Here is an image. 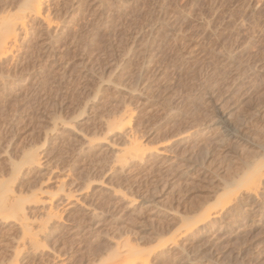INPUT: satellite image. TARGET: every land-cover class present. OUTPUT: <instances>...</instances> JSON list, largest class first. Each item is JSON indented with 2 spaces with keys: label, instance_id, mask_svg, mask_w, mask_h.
<instances>
[{
  "label": "rangeland",
  "instance_id": "rangeland-1",
  "mask_svg": "<svg viewBox=\"0 0 264 264\" xmlns=\"http://www.w3.org/2000/svg\"><path fill=\"white\" fill-rule=\"evenodd\" d=\"M48 1L54 24L29 17L0 63V264L50 206L54 233L20 264H106L123 237L150 248L188 229L150 264H264V0Z\"/></svg>",
  "mask_w": 264,
  "mask_h": 264
},
{
  "label": "bare ground",
  "instance_id": "bare-ground-1",
  "mask_svg": "<svg viewBox=\"0 0 264 264\" xmlns=\"http://www.w3.org/2000/svg\"><path fill=\"white\" fill-rule=\"evenodd\" d=\"M21 3H20V6L18 8V10L15 12V13H9L7 15H4L2 17H0V63L3 62V60L6 58V56H8L9 53H12V51L14 50V48H16L14 45L17 41V36L19 35V29L20 27L24 28L27 30V23H28V19L30 20V18H39V19H42L45 21V23L47 22V25L51 26V24L53 23L52 22V17L50 16L51 15V10H52V7H50L51 5H49V7L47 6V12L44 14L43 11L46 9L43 8L45 3H47L48 0H20ZM66 1V0H64ZM70 1V0H68ZM79 0H75L73 3L71 4H68L69 7L67 6L66 9L67 11L69 10V8H75V5L77 6V2ZM49 2V1H48ZM58 2V1H57ZM81 2V1H80ZM84 2V1H83ZM62 3V2H61ZM69 3V2H67ZM82 3V2H81ZM80 3H78V6H79ZM19 5V3H18ZM58 6V5H57ZM46 7V6H45ZM61 7V6H60ZM82 7V5H81ZM83 8V7H82ZM77 9V8H76ZM79 9V8H78ZM55 10V9H54ZM51 11V12H50ZM65 12V11H64ZM71 12V11H70ZM66 13V12H65ZM55 14V13H54ZM69 14V13H68ZM34 16V17H32ZM30 17V18H29ZM43 21V22H44ZM54 24V23H53ZM28 31V30H27ZM26 33V31H25ZM39 36V35H38ZM24 61V60H23ZM4 63V62H3ZM2 64V63H1ZM26 66V65H25ZM0 80L4 83L5 82V77H4V74L2 72V70H0ZM127 112V111H126ZM124 113L123 115V120H127L128 118V121L130 120V116L129 114L127 113ZM132 113V112H131ZM229 117V116H228ZM227 117V118H228ZM221 118V117H220ZM222 119V118H221ZM121 120V123L122 121ZM229 120V119H228ZM223 122H225V120H223ZM225 127L224 130L228 133V134H231V135H234V132L233 130H231L230 128H228L227 126H223ZM235 128V127H234ZM167 131V130H165ZM172 132V130H170ZM169 131V132H170ZM168 132V131H167ZM170 132V133H171ZM164 133V132H163ZM167 135V134H166ZM168 136V135H167ZM166 136V138H167ZM141 140V139H140ZM138 140V137H133V139H131L130 141V147H128L126 149V153L127 156L129 154V157L130 155H132L134 158H137L140 156V159H141V155L143 156L145 153L143 152V145L142 144V141ZM167 143V142H166ZM165 145V143L163 144ZM165 148V147H164ZM30 153H27L25 152V158L28 159L27 163L26 164H30L31 166V163H28L31 159L34 160V158L37 157V153L35 152H31L29 151ZM144 153V154H142ZM126 155H124L125 157ZM131 156V157H132ZM144 158V157H143ZM18 162V161H17ZM16 162V163H17ZM25 162V161H24ZM30 162H33V161H30ZM13 163V162H12ZM15 163V164H16ZM19 163V162H18ZM19 164H17L18 166ZM25 165V164H23ZM13 167V166H12ZM24 167V166H23ZM20 168V167H19ZM22 168V167H21ZM15 169V168H14ZM20 171V169H19ZM31 172V171H30ZM256 174H254V177H255V183L256 182H259L262 178H264V169H261V168H258V170L255 172ZM21 174V173H20ZM20 176V175H19ZM253 176V175H252ZM26 178V177H25ZM36 177L34 176V179ZM40 178V177H39ZM18 180V179H17ZM20 180V179H19ZM23 180V179H22ZM31 180V179H30ZM264 180V179H263ZM15 181V179H14ZM21 181V180H20ZM28 181V179H27ZM40 182V181H39ZM261 182V181H260ZM27 183V182H26ZM30 183V182H29ZM41 183H42V180H41ZM9 184V183H8ZM7 184V185H8ZM14 184V183H13ZM21 184V183H20ZM32 184V183H31ZM43 184V183H42ZM257 184V183H256ZM259 184V183H258ZM12 185V183H11ZM22 185V184H21ZM21 185H20V188H21ZM29 185V184H28ZM33 185V184H32ZM40 185V184H39ZM19 186V185H18ZM259 185H255V188H258ZM6 187V185L4 186ZM14 187V186H13ZM24 187V186H23ZM36 187V185L34 186ZM8 188H9V185H8ZM7 189V191H10V188L12 189V187H10L9 189ZM31 188V186H30ZM29 188V189H30ZM38 188V187H37ZM254 188V189H255ZM14 189V188H13ZM18 189V188H17ZM16 189V190H17ZM41 189V188H40ZM5 190V188H4ZM19 190V189H18ZM42 190V189H41ZM38 190H31V192L29 193L30 195H28V197L24 196L22 194V191H21V194H15L11 197H9V201L6 202L5 204H7L6 206L8 205H11L12 207L16 205V203H18L19 200L22 199H25L27 200L26 198H31L30 200L34 201L35 203L36 202H41V198H40V193L37 192ZM16 192V191H15ZM28 193V191L26 192L25 191V194ZM26 197V198H24ZM67 207L65 209H68V208H71L74 206V197L72 194H68L67 196ZM230 200V199H229ZM5 201V200H4ZM79 201V200H78ZM76 201V202H78ZM232 201V200H231ZM21 202V201H20ZM19 202V203H20ZM23 202V201H22ZM21 202V203H22ZM230 202V201H228ZM4 203V202H3ZM20 203V204H21ZM19 204V205H20ZM24 204V202L22 203V205ZM25 205V204H24ZM226 205V204H224ZM220 208V207H219ZM15 209V208H14ZM22 209H24L23 207H16L15 209V216L16 218H19L20 220L24 221L25 219L27 220L28 219V214L27 216H20L19 215V211H22ZM33 209V208H32ZM218 209V208H217ZM27 210V209H25ZM30 210V209H29ZM35 210V209H33ZM216 210V209H215ZM24 211V210H23ZM64 211V210H63ZM25 212V211H24ZM62 212V211H61ZM61 212L59 211H55L53 209L52 206L49 207L48 211H46V214L41 216L40 219L37 217L36 219L38 220L36 223L34 222V226H31L29 225V222H21V233H22V246H21V249H19L20 247L17 248V250L15 251V255H13V258H14V261L13 259L11 261H13L11 264H20V261H18V255L20 254V252H22V249H26V250H36L38 249L39 250V247L42 245L44 246L43 242H45L48 237L54 233V230L56 229V225L54 223V220H58V218H61ZM218 212V211H216ZM203 213V212H202ZM200 213V215L196 218V222L193 223L192 222V227H191V224L189 226H186V227H189L191 228V232L194 231V227H197L198 224H202V222H206V220H210V218H215L216 216H218L217 214L218 213H214L212 211H205L203 214ZM32 214V213H31ZM37 214V213H36ZM26 215V213L24 214ZM14 216V217H15ZM31 216V215H30ZM36 216V215H35ZM199 218V219H198ZM217 218V217H216ZM17 219V220H19ZM207 220V221H208ZM56 222V221H55ZM20 224V223H19ZM33 224V223H32ZM205 224V223H203ZM200 226V225H199ZM58 227V226H57ZM203 227V226H201ZM197 228H200V227H197ZM185 229H188V228H185ZM197 230V229H196ZM187 232L189 231L190 232V229L188 230H183L181 232V234L183 232ZM184 232V233H185ZM183 233V234H184ZM175 234V233H174ZM174 234L171 236L172 239H170L171 241L170 242H165V243H162L161 245H154V247H150V248H145L144 246L139 247L138 243L137 245L135 244H132L133 241H130L128 239V237L124 238L121 240V241H118L116 244V247H114V249L112 248L110 250V255L108 256V258H106L107 262L106 264H150L151 261H153L154 259H159V258H164L165 255L168 254V251H167V248L169 245H174L177 243V240L179 239V235L181 236L180 232L178 234V239L174 236ZM185 235V234H184ZM20 236V235H19ZM183 236V235H182ZM50 238V237H49ZM49 240V239H48ZM180 240V239H179ZM20 241H21V237H20ZM169 241V240H168ZM135 243V242H134ZM170 243V244H169ZM179 244V243H178ZM177 244V245H178ZM176 245V246H177ZM41 246V247H42ZM40 247V248H41ZM170 248V247H169ZM26 252V251H25ZM29 252V251H28ZM29 255V253H27ZM26 254V256H22V258H26L27 262L29 260L30 257H28V255ZM20 257V256H19ZM167 257V256H166ZM26 260L24 261L26 263ZM30 262H31V258H30ZM22 263V261H21ZM34 263V261L32 262ZM28 264V263H27Z\"/></svg>",
  "mask_w": 264,
  "mask_h": 264
}]
</instances>
